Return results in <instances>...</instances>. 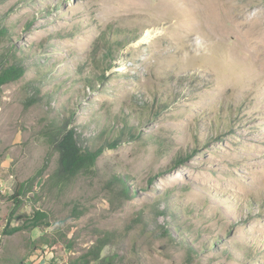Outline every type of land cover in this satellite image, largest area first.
Segmentation results:
<instances>
[{
	"label": "rangeland",
	"instance_id": "obj_1",
	"mask_svg": "<svg viewBox=\"0 0 264 264\" xmlns=\"http://www.w3.org/2000/svg\"><path fill=\"white\" fill-rule=\"evenodd\" d=\"M10 67L0 264H264V0H0ZM70 129L101 151L76 176Z\"/></svg>",
	"mask_w": 264,
	"mask_h": 264
},
{
	"label": "trees",
	"instance_id": "obj_2",
	"mask_svg": "<svg viewBox=\"0 0 264 264\" xmlns=\"http://www.w3.org/2000/svg\"><path fill=\"white\" fill-rule=\"evenodd\" d=\"M23 74V69L10 67L5 69L0 75V86L14 79L19 78ZM58 149L61 153L60 169L65 175L76 176L82 171L90 170L95 164L100 154V150H92L90 147H82L73 129L62 131L60 139H58ZM21 189H17L12 199H17L16 203L21 204L18 199L24 193L25 183L21 184ZM9 223L3 230L5 235H13L24 229H35L51 227L47 213L36 210L33 215H23L19 217L22 220L21 225H12L13 215L10 217ZM43 244H50L47 236L43 235L39 239ZM100 249H93L89 253L72 258L69 264H90L93 260L96 264H112V259H100ZM99 260V261H98Z\"/></svg>",
	"mask_w": 264,
	"mask_h": 264
}]
</instances>
